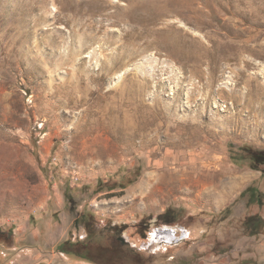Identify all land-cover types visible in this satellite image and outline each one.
Returning <instances> with one entry per match:
<instances>
[{"label":"rangeland","instance_id":"1","mask_svg":"<svg viewBox=\"0 0 264 264\" xmlns=\"http://www.w3.org/2000/svg\"><path fill=\"white\" fill-rule=\"evenodd\" d=\"M243 147L264 0H0V264H264Z\"/></svg>","mask_w":264,"mask_h":264},{"label":"trees","instance_id":"2","mask_svg":"<svg viewBox=\"0 0 264 264\" xmlns=\"http://www.w3.org/2000/svg\"><path fill=\"white\" fill-rule=\"evenodd\" d=\"M244 153L247 154V156H244L242 154H236L234 151L231 153V159L235 163H239L241 159L244 158H250L252 160L256 159L258 161L264 162V152H259V151H252L251 148L243 147ZM234 152V153H233ZM253 167V166H252ZM255 168V167H253ZM245 194H248L250 196V202H253L256 198V188L255 187H248L244 191L240 193V196H243Z\"/></svg>","mask_w":264,"mask_h":264}]
</instances>
